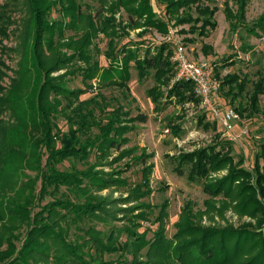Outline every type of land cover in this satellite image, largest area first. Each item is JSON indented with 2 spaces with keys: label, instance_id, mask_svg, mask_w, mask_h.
<instances>
[{
  "label": "trees",
  "instance_id": "1",
  "mask_svg": "<svg viewBox=\"0 0 264 264\" xmlns=\"http://www.w3.org/2000/svg\"><path fill=\"white\" fill-rule=\"evenodd\" d=\"M97 2L94 13L84 10L79 0L0 1V264H264V151L256 156L253 170L246 169L245 159L233 155L232 142L217 134L213 145L174 156L180 176L189 167L188 179L203 181L208 197L204 209L187 201L175 223L176 233L169 238V202L164 201L153 222L158 230L140 232L155 210L144 202L154 193V166L148 164L151 156L146 151L139 156V148L128 147V135L148 117H133L100 93L82 99L95 89L128 91L134 63L140 82L154 78L147 96L156 111L168 104L182 110L187 104L199 107L192 82L173 83L176 65L170 43L144 55L135 47L119 49L118 43L133 31L142 37L152 31L166 37L173 26H188L181 32L189 37L188 44H195L218 27L216 0H157L163 14L152 0ZM21 4L27 18L22 57L13 71L8 59L17 50L5 42ZM225 5L230 32L244 27L250 36L264 38V12L248 27L249 0H234L236 10ZM101 36L109 40L108 67L97 58ZM202 52L210 56L214 49L204 44ZM227 65L234 64H223ZM259 66L252 82L236 73L222 81L221 89L232 101H246L235 109L241 117L261 113L264 67L261 62ZM71 77H81L84 88L69 89ZM60 119L66 131L59 127ZM198 126L217 130L215 122H206V113ZM169 127L180 135L181 126L171 120ZM65 163L70 166L62 169ZM135 163L144 165L142 181L131 186L123 176ZM114 187L127 188L122 202L102 195ZM118 202L137 203L119 210L130 212L124 216L128 224L112 225L109 234L99 231L93 223L116 221ZM228 210L250 217L257 228L252 223L242 228L203 227L204 216L223 218ZM104 254L118 258L104 262Z\"/></svg>",
  "mask_w": 264,
  "mask_h": 264
},
{
  "label": "rangeland",
  "instance_id": "2",
  "mask_svg": "<svg viewBox=\"0 0 264 264\" xmlns=\"http://www.w3.org/2000/svg\"><path fill=\"white\" fill-rule=\"evenodd\" d=\"M1 2L3 0H0ZM83 5L84 10L96 13L99 10V4L97 0H79ZM156 7V10L160 13L162 8L158 6L157 0H152ZM229 3L234 10L237 7L234 5V0H216L215 6L219 9L215 19L218 23V27L211 32V35L205 39L197 38L195 44H188L186 41L187 35L181 32L182 29L188 28V26H173L171 29L175 30L180 39L185 43L188 48L189 55L196 61H210L215 65V71L219 70V79L221 82L227 75L238 74L242 77H248L250 82L255 80V73L259 69V63L261 62L264 67V38L252 37L248 34V31L241 27L236 33L230 32L229 22L227 20L225 10V4ZM264 12V0H249V5L246 15V25L248 27L253 26L258 18ZM57 14H54V17ZM17 23L12 27V35L8 41L5 42L9 48H13L16 51L11 52V58L8 59V64L13 71L18 69V64L22 57V32L24 28V22L27 18V10L24 5L21 4L20 10L14 16ZM140 31H133L129 36H125L118 43V48L121 49L124 46L135 47L140 50V54L144 55L147 50H156L161 44L166 43L165 37L161 36L155 31L150 32L145 37L139 35ZM109 40L101 36L96 41L99 52L97 58H99L103 67H108L105 54L108 51ZM209 44L213 47L214 52L210 56H205L202 52V46ZM170 48L173 45L169 44ZM173 50V49H172ZM223 59L228 61H223ZM232 63L228 67H224L223 64ZM174 63V62H173ZM132 80L129 82V90L122 91L120 88H106L95 89L90 91L82 99H90L96 96L98 93L103 95L111 106L122 105L130 110L133 117L143 114L148 117L146 123L139 124L137 129L130 133L128 136L131 139L129 148H139L138 155H142L144 151L151 156L148 164H153L154 170L151 177V186L154 190L153 195L145 199L144 202L151 204L155 207V210L151 216L150 222L144 223L140 232H144L146 228H150L152 231L158 230L159 224H153L156 217L160 213L159 207L168 201L169 203V218L165 224L167 225V235L172 238L175 233V223L178 221L181 209L185 203L189 200L197 204V209H204V202L208 198L203 191V181L191 182L188 179L189 167H185L184 175L180 176L176 172L178 166L174 156H178L180 153L192 152L195 149L207 147L213 145L216 142V135L220 134V138L223 137V129L218 121L203 110L200 106L195 107L193 104H187L185 109L182 110L179 106L168 104L163 111H156L154 104L147 96V91L155 85L153 76L149 77L145 81L140 82L138 79L137 70L132 64ZM154 74V71H151ZM217 72V71H216ZM13 76V72L9 73ZM7 83L9 81L7 80ZM194 85V84H193ZM69 89H83L84 85L81 77H71L68 80ZM216 107L220 110L225 108L236 109L239 105L245 104L244 98H239L236 101H232L231 97L226 95V90H222L218 96H216ZM261 113L257 116L241 117V121L236 126V132L241 134L242 137L238 141L232 142L233 155L236 160L240 158L245 159L244 167L249 170H253L255 165L256 156L264 151V95L261 97L260 103ZM206 113V122L216 123L217 130H204L198 126L199 118ZM174 121L175 124L181 126V133L179 136H175L169 127L170 121ZM59 127L63 130H67L68 126L63 119L59 120ZM247 131V135L244 134ZM224 138V137H223ZM129 159H125L123 163ZM69 163H65L62 169L68 168ZM80 168L82 166H79ZM144 165L135 163L130 171H127L123 178L127 180L128 184L134 186L142 181V168ZM109 171V169H107ZM223 172L220 175H224ZM28 175L34 176L35 173L28 172ZM40 186V184H39ZM127 188H117L106 190L102 193L104 196H109L114 200H120L127 197L125 193ZM122 202V201H121ZM117 203V215L116 221H111V224L102 222H95V227L106 234L111 231V226L118 227L127 223V217L130 212L123 213L119 210H130L137 206V203ZM139 211H136L137 214ZM252 223L253 228L256 221L252 220L248 216L241 217L233 210H228L224 217L215 216L209 218L204 216L202 220L203 227H233L242 228L244 224ZM149 239L153 237V233H149ZM74 239V235L72 236ZM126 235L122 238L124 241ZM118 256L112 254H104V262H113Z\"/></svg>",
  "mask_w": 264,
  "mask_h": 264
},
{
  "label": "built area",
  "instance_id": "3",
  "mask_svg": "<svg viewBox=\"0 0 264 264\" xmlns=\"http://www.w3.org/2000/svg\"><path fill=\"white\" fill-rule=\"evenodd\" d=\"M173 45L172 61L176 65L174 82L189 81L194 84V91L200 100V107L210 113L223 129V137L229 141H238L241 134L236 126L241 115L232 108L220 110L216 107V96L221 92L222 82L216 76L215 65L210 61H196L189 55L188 48L175 30H170L164 38ZM247 131L244 134L247 135Z\"/></svg>",
  "mask_w": 264,
  "mask_h": 264
}]
</instances>
